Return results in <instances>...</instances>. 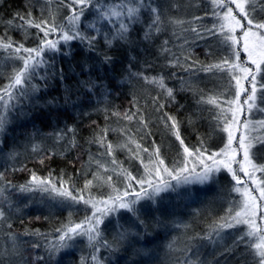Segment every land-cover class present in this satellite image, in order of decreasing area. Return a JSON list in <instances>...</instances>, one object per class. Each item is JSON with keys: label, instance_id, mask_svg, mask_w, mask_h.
Wrapping results in <instances>:
<instances>
[{"label": "trees", "instance_id": "trees-1", "mask_svg": "<svg viewBox=\"0 0 264 264\" xmlns=\"http://www.w3.org/2000/svg\"><path fill=\"white\" fill-rule=\"evenodd\" d=\"M150 2L162 6L167 15L196 25L201 23L210 25L213 22L211 0H150ZM46 7L45 0H0V38L10 37L16 42H23L26 47H36L43 33L35 28H28L26 29L28 35H24L16 26L19 21L15 20V17L17 13L23 14L26 8L33 11L36 17L42 12L47 15L44 11ZM52 7L53 9L56 7L55 0ZM66 12L67 9L64 8L59 10L58 21L63 20ZM147 16L146 13L139 23L132 26L128 41L117 40L111 47L107 46L104 42V33L108 32L110 26H103L93 50H89L86 43L75 40L67 45L62 42L60 52H45L44 58L48 61V66L38 71L40 75L46 74L47 79L41 80L37 77L32 81L40 85V91L34 94L29 92V95L22 98L19 103L14 100L15 108L7 113L0 106V114H6L8 119L5 130L0 133L2 142L0 172L6 177V181L0 183V188L5 189L4 195L0 197V210L4 211L7 222L12 224V229H8L7 223L0 221V251L11 245L9 237L11 232L19 237L17 242L26 254L34 255L38 251L40 255L45 256V260L39 264H81L82 260L83 264H97L91 260L92 255H96L99 264H176L179 258L177 250H183L189 244L186 241L196 233L203 235L209 225L225 215L226 210L236 202L232 191L234 182L231 175L224 170L215 175L212 184L205 185V188L197 184L179 187L168 193L163 192L152 200L143 199L135 206V214L119 211L117 215L114 214L115 216L106 217L104 224L101 225V241L96 245L100 249L99 252L94 250L86 237H77L70 248L61 250L53 257L48 256L45 245L58 236L55 230L67 223L70 215L73 221L79 222L92 210L83 203L53 200L41 192H19L18 186L29 178L28 170L36 171L42 176H48L51 171L54 177L63 176L65 179L72 177L74 187L82 189L85 180L92 179V176L88 165L75 162L77 156L89 150L93 155L104 151L95 144L84 143L91 136L90 126L93 121L100 126L128 127L132 130L130 134H135L137 142L144 147L151 148L155 141L161 145L166 163L172 166L173 162L179 159L177 151L182 149L175 137L159 122L161 112H156L152 103V96L160 94L162 90L130 74L142 72L151 78L161 74L169 77L172 72H177L188 79L189 74L182 70L164 67L165 56L159 51L162 41L169 39V47L179 54L183 35H189V44L184 45V49L205 64L214 63L225 55H231L217 37L192 42L191 37L194 34L182 33L181 38L177 39L172 35L173 29L167 22L160 34L146 41L143 34L147 30ZM194 16H201L204 19L193 21ZM91 19L89 16L88 20L83 22L82 30L91 31L84 27ZM9 20H13V23L9 24ZM176 31L180 32V29ZM56 38L55 35L49 37ZM106 54L112 57L110 62H105ZM19 64L20 61L8 60L6 55L0 52V88L8 82L7 77L11 74L12 68L18 67ZM262 77L264 81V74ZM190 78L198 88L209 94L224 90L223 86L227 84L228 79L226 74L219 72H199ZM165 83L177 90L181 86L175 78H167ZM175 94L176 101L168 103L162 111L175 115L182 121L180 132L186 144L190 147L199 146L200 140L203 139L209 152L222 147L221 138L224 134L215 128L212 112L208 110L210 106L198 105L196 98L189 92L177 91ZM161 102L165 101L162 99ZM133 105L139 107L140 114L150 121L151 136L142 137L141 133H136L135 130L139 127L138 119L129 122L109 116L105 120L106 113L110 114L113 111L125 112L131 109L135 112L136 107ZM259 107L264 108V105ZM256 115L263 116L264 111L257 110ZM69 127L77 129V140L83 145V149L74 148L64 140L57 141L54 138L58 133L66 132ZM261 133H264V129ZM72 135L67 133V137ZM110 139L123 140V137L112 133ZM34 146H38V151H33ZM53 150L56 152L54 159L48 161L47 166L39 164V158ZM253 151L257 153V163L264 164V146L256 145ZM10 153L16 154L14 159L9 158ZM141 155L147 162V154ZM99 158L106 163L111 159ZM116 158L134 176L140 177L144 174L140 161L131 159L127 150L118 151ZM24 166L26 170H16ZM90 167L91 170H95L94 163ZM111 167L113 166L109 163V168ZM102 175H112L115 186L123 191L126 181L122 175L117 176L111 171L102 172ZM7 181H11L15 187H7ZM108 194L114 193L107 183L97 181L96 186L91 189V195L96 197ZM177 195L187 203L185 205L172 203V207L165 205L163 208L152 206L155 201L160 204L165 200L170 202ZM144 207L145 211L137 215ZM25 230H38L47 236V240L43 236H24ZM120 231L126 232V239L115 244L114 238ZM104 239H107L113 248L105 247L102 243ZM163 242L165 247H162ZM33 243L41 244V248L32 249ZM152 250L153 256L143 257L146 251ZM203 251L206 253V259L212 260L215 264V260L209 254L214 248L208 245ZM129 257L136 258L135 262H130ZM217 257L220 264H246L249 259L246 254L241 256L239 253L221 257L217 252Z\"/></svg>", "mask_w": 264, "mask_h": 264}, {"label": "snow or ice", "instance_id": "snow-or-ice-1", "mask_svg": "<svg viewBox=\"0 0 264 264\" xmlns=\"http://www.w3.org/2000/svg\"><path fill=\"white\" fill-rule=\"evenodd\" d=\"M53 2L54 0H45L47 7L44 11L47 15L42 12L36 17L33 11L26 8L23 14L17 13L15 17V20L19 21L16 26L24 35H28L26 31L28 28H35L43 33L36 47H26L23 42H16L10 37L0 38V52H3L8 60L20 61L18 67L12 68L11 74L7 77L8 82L0 88V106L4 108L5 113L15 108L14 100L19 103L22 98L29 95V92L34 94L40 91V85L32 81L37 77L41 80L47 79L46 74L40 75L38 71L48 66V61L44 58L45 52H60L62 42L67 45L75 40L86 43L89 50H93L103 26H110L108 32L104 33V42L107 46L111 47L117 40L128 41L132 26L139 23L146 13L147 30L143 34L146 41L160 34L167 22L173 29L172 35L177 39L181 38L182 33L194 34L191 37L192 42L217 37L231 55H225L214 63L205 64L184 49V45L189 44V35H183L179 54L169 47V39L162 41L159 51L165 56L164 67L178 68L189 74L188 79L177 72H172L169 77L161 74L151 78L142 72L130 74L162 90L160 94L152 96V103L155 111L161 112L159 122L175 137L182 149L177 151L179 159L175 160L172 166L166 163L162 147L155 141L151 148L144 147L137 142L135 134H130L132 130L128 127L100 126L93 121L90 126L91 136L84 143L95 144L104 151L93 155L89 150L77 156L75 162L88 165L92 176V179L85 180L82 189L74 187L72 177L67 179L63 176L54 177L51 171L48 176H42L36 171L28 170L29 178L18 186L19 192H41L53 200L83 203L92 210L79 222L73 221L70 215L67 223L55 230L58 236L45 245L48 256L53 257L61 250L70 248L77 237H86L94 250L99 252L100 249L96 245L101 241V225L104 224L106 217L121 209L135 214L134 206L141 199L152 200L162 192L175 190L179 185L204 184L212 179L213 173L224 169L235 182L232 191L239 196V200L226 210L225 215L214 220L203 235L196 233L190 237V243L183 249L184 259H178L176 264H213L212 260L206 259V253L203 251L208 245L214 248L211 255L215 264H220L217 252L221 257L246 254L249 257L246 264H264V177L257 179L255 175L256 172L264 173V164L256 162L257 153L253 151L256 145L264 146V133L252 135L258 131L257 125L264 128V119L247 118L254 109L264 111V108L259 107L264 105V84H260L259 89L257 87V77L264 74V0H211L213 22L210 25L203 23L196 25L167 15L162 6L154 5L150 0H55V9L52 7ZM61 8L67 9V12L63 20L58 21L57 13ZM89 16L92 19L84 27L91 31L82 30L83 22L88 20ZM203 19L201 16L193 17V21ZM8 23L12 24L13 20H9ZM176 29H180V32ZM52 35L57 38L49 39ZM241 51L247 55V62H241ZM104 60L110 62L112 57L106 54ZM199 72L226 74L228 79L227 84L223 86L224 90L209 94L198 88L190 77ZM167 78L177 79L181 85L179 90L169 87L165 83ZM177 91L189 92L196 98L198 105L210 106L208 110L212 112L215 128L224 134L221 138L223 146L217 151L209 152L203 139L200 140L199 146L190 147L180 132L182 121L175 115L162 111L168 103L176 101ZM162 99L165 102H161ZM133 106L136 107L135 112L131 109L125 112L113 111L110 114L106 113L105 120L109 116L129 122L138 119L139 127L135 130L136 133H141L142 137L151 136L150 121L140 114L139 107ZM188 119L191 123V117ZM7 123V115L0 114V133H3ZM67 133L73 135L67 137ZM76 133V128L69 127L66 132L58 133L54 138L57 141L64 140L74 148L83 149V145L78 143ZM112 133H117L123 140H111ZM122 150H127L131 159L140 161L144 169L142 176H134L116 158V153ZM33 151H38V146H34ZM141 153L147 154V162ZM15 155L10 153L9 158L14 159ZM55 156L54 150L46 152L38 162L47 166V162L53 160ZM99 157L111 159L106 163ZM93 163L95 170H91L90 167ZM109 163L113 166L111 169ZM16 170L24 171L26 166ZM109 171L125 178L123 191L115 186L112 175H102V172ZM240 173H243L247 180L243 179ZM5 181V174L0 172V183ZM97 181L107 183L114 194L100 197L91 195V189L96 186ZM6 186L15 187L11 181H7ZM4 191V188H0V197L4 195ZM0 221L7 223L8 229H12V224L7 222L3 210H0ZM241 226L244 230L234 237L231 236L229 230ZM23 235L43 236L47 240V236L38 230H25ZM126 236L125 231L118 232L114 243H121ZM9 237L12 243L0 251V264H39L45 260V256L40 255L38 251L34 255L26 254L17 242L19 239L17 235L10 232ZM102 243L105 247L113 248L107 239ZM31 248L38 250L41 244L33 243ZM91 260L99 264L96 255H92Z\"/></svg>", "mask_w": 264, "mask_h": 264}, {"label": "rangeland", "instance_id": "rangeland-1", "mask_svg": "<svg viewBox=\"0 0 264 264\" xmlns=\"http://www.w3.org/2000/svg\"><path fill=\"white\" fill-rule=\"evenodd\" d=\"M241 62H247V55L245 54V53H243L242 51H241ZM248 66H251V65H248ZM262 76H263V74H262ZM262 76H258L257 77V81H258V85H257V87H258V89H259V86H260V84H263L264 83V81H263V77ZM259 92L260 91H258V95H259ZM257 114V110L256 109H254L253 110V112H252V114H251V116L250 117H247V118H249V119H252V120H261V119H264V115L263 116H260V115H256ZM257 127V129H258V131L257 132H253L252 133V135H259L260 133H261V131L264 129V128H260L258 125L256 126ZM257 162V161H256ZM190 167H191V165H189ZM198 171L200 170L199 168L197 169ZM222 171H224V169H222L221 171H219V172H216V173H213V175H212V178L215 176V175H217L218 173H221ZM226 171V170H225ZM264 173H261V172H256L255 173V175H256V177H257V179H259V178H261V177H264V175H263ZM240 175H241V177L243 178V179H245V180H247V178L246 177H243V173H240ZM234 182V181H233ZM173 183H175V182H173ZM193 184H197V185H202V187L203 188H205L206 186L205 185H208V184H212V179L211 180H209L208 182H206V183H204V184H200V183H193ZM193 184H186V185H179V186H177L176 188H179V187H185V186H189V185H193ZM235 185V182H234V184H233V186ZM254 187V186H253ZM175 188V189H176ZM172 189H169L168 191H171ZM168 191H166L167 193H168ZM163 193V192H162ZM233 195H234V197L236 198L235 200H236V202L239 200V196L235 193V192H233ZM183 198L180 196L179 197V195H177L175 198H173V200H171L170 202H168V200H165L162 204H160L159 202L157 203L156 201L155 202H153L152 203V206H156V207H158V208H163V207H165V205H167L168 207H172V203H173V205H177V204H180V205H185L186 203H187V201L186 200H182ZM143 199H141L140 201H142ZM140 201H139V203H140ZM139 203H137V204H139ZM151 203V202H150ZM136 204V205H137ZM135 205V206H136ZM226 205L228 206V202L226 201ZM134 206V207H135ZM221 207V206H220ZM120 211H127V210H124V209H121ZM145 211V207L144 208H142L139 212H138V214L137 215H139V214H142L143 212ZM114 214H116L117 215V213H114ZM114 214H112V216H115ZM110 217H111V215H110ZM258 223H260V221L258 220ZM244 229H243V226H241V227H238V228H234V229H231V230H229L230 231V234H231V236H236L237 234H239L241 231H243ZM132 236V235H131ZM186 242H189L190 243V240H187ZM89 243V242H88ZM184 246V245H183ZM211 246V245H210ZM158 247H160V246H158ZM162 247H165V242H163L162 243ZM211 247H213V246H211ZM157 248V247H156ZM177 253L179 254V258L178 259H180V260H182V259H184V252H183V250H177ZM144 254H146V255H143V257H145V258H148V257H150V256H153V250L151 251V252H148V251H146V253H144ZM209 254H212V251H211V253H209ZM135 259L136 258H131V257H129V260H130V262L131 261H134L135 262Z\"/></svg>", "mask_w": 264, "mask_h": 264}]
</instances>
